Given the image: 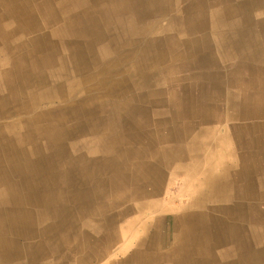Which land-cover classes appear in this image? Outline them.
I'll list each match as a JSON object with an SVG mask.
<instances>
[{
  "label": "crops",
  "instance_id": "0c3cea01",
  "mask_svg": "<svg viewBox=\"0 0 264 264\" xmlns=\"http://www.w3.org/2000/svg\"><path fill=\"white\" fill-rule=\"evenodd\" d=\"M105 2L0 0V264H264V0Z\"/></svg>",
  "mask_w": 264,
  "mask_h": 264
},
{
  "label": "bare ground",
  "instance_id": "6f19581e",
  "mask_svg": "<svg viewBox=\"0 0 264 264\" xmlns=\"http://www.w3.org/2000/svg\"><path fill=\"white\" fill-rule=\"evenodd\" d=\"M63 1V0H62ZM104 1H106L105 3V7H104V12L106 13V15H108V16H111L112 18H114V16H113V12H112V10H111V8H112V6L110 5V2H112V1H114V0H104ZM31 3V2H30ZM52 3V2H51ZM85 3V2H84ZM53 4V3H52ZM89 4V3H88ZM94 4V3H93ZM27 6V5H26ZM81 6V5H80ZM47 7V6H46ZM52 8H53V6H52ZM95 9V8H94ZM4 11H6V10H4ZM13 11H11V13H12ZM30 12V11H29ZM3 13V12H2ZM59 13V12H58ZM73 13V12H72ZM97 13V12H96ZM127 13V12H126ZM54 14V13H53ZM56 14V13H55ZM47 15V14H46ZM54 17V16H53ZM71 17V16H70ZM75 18V17H74ZM86 18V17H85ZM76 19V18H75ZM56 20V19H55ZM60 20V19H59ZM62 20V19H61ZM72 20H74V19H72ZM83 21H84V19H83ZM89 21V20H88ZM105 21V20H104ZM48 22H49V20H48ZM120 22H123L122 23V25L125 23H127L128 21L127 20H125V19H122V21H120ZM52 23V22H51ZM50 23V24H51ZM63 23V22H62ZM89 23V22H88ZM16 24H19V23H16ZM43 24H44V22H43ZM47 24V23H46ZM45 24V25H46ZM101 24V23H100ZM121 24V23H120ZM124 24V25H125ZM34 25V24H33ZM38 25V24H37ZM30 26H32L31 24H30ZM40 26V25H39ZM62 26V25H61ZM72 26V25H71ZM74 27H75V25H73ZM89 26V25H88ZM121 26V25H120ZM34 27H35V25H34ZM38 27V26H37ZM42 27V26H41ZM100 27V25H99V22L97 21V19H96V21L94 20L93 22H92V30H96V29H98ZM18 28V27H17ZM33 28V27H32ZM43 28V27H42ZM85 29L87 28L88 29V27H84ZM196 28H198V22H197V27ZM39 29V28H38ZM83 29V28H82ZM42 30V29H41ZM44 30H46V29H44ZM49 30V29H48ZM43 31V30H42ZM41 31V32H42ZM51 31V30H50ZM91 31V30H90ZM44 32V31H43ZM122 32V31H121ZM51 34V33H50ZM99 34V33H98ZM104 34V33H103ZM118 34V33H117ZM28 35V34H27ZM35 35V34H34ZM90 35V34H89ZM100 35V34H99ZM105 35V34H104ZM108 35V34H107ZM129 35V37H130V33L128 34ZM101 36V35H100ZM54 37V36H53ZM86 37H87V34H86ZM85 37V38H86ZM7 38V37H6ZM25 38V37H24ZM60 38H62V37H60ZM90 39H88L89 40V42L87 43V45L86 46H84L85 48V50H89L91 47H93V46H98V44L99 43H97L96 42V38H94V37H89ZM95 39V40H94ZM48 40V39H47ZM60 40V39H59ZM9 41V40H8ZM122 41V40H121ZM128 43H126V44H124V45H119L118 43H115V42H112V44L110 45V46H114L115 47V49L116 50H118V52H119V49L121 48V49H128V51L129 52H131V49H132V45H133V43L130 41V38L128 39ZM103 42H104V40H103ZM156 42H157V40H156ZM14 43V42H13ZM16 43V42H15ZM12 44V43H11ZM50 44H51V42H50ZM100 45V44H99ZM103 45V44H102ZM107 45V44H106ZM45 46V45H44ZM31 47V46H30ZM34 47V46H33ZM36 47V46H35ZM113 47V48H114ZM12 48V47H11ZM24 49V48H23ZM67 49V48H66ZM69 49V48H68ZM70 49H71V47H70ZM104 49V48H103ZM5 50V49H4ZM37 50V49H36ZM94 50H96V49H94ZM50 51V50H49ZM54 51V50H53ZM59 51V50H58ZM71 51H72V49H71ZM70 51V52H71ZM111 51V50H110ZM110 51L108 52V53H110ZM69 52V51H68ZM105 52V51H104ZM107 52V51H106ZM21 53H23V52H21ZM43 53V52H42ZM81 53V52H80ZM87 53V52H86ZM91 53H92V51H91ZM97 54V53H96ZM102 54V53H101ZM125 54V53H124ZM129 54V53H128ZM24 55V54H23ZM50 55H52V54H50ZM56 55V54H55ZM65 55V54H64ZM85 55V54H84ZM111 55V54H110ZM160 55H162V54H160ZM10 56H11V58L8 56V55H5V59H1L0 58V64H2V63H4V62H8L9 60L10 61H14V60H16V59H13L12 58V55L10 54ZM75 56V55H74ZM82 56V55H81ZM86 56V55H85ZM125 56V55H124ZM124 56H120L119 58L117 57V59L115 60L116 62H118V65H119V63H123L124 61H126V60H129L130 58V56L129 57H127V58H125ZM24 57H26V56H24ZM36 57V55L35 56H33V57H31L30 59H29V61H26V62H28V66H29V68H32V70L33 69H36V68H38V66L40 65V63L38 62V60L35 58ZM41 57V56H40ZM68 57V56H67ZM100 57H101V55H100ZM162 57V56H161ZM57 58V57H56ZM72 58V57H71ZM85 58V57H84ZM88 58V57H87ZM101 59H102V57H101ZM46 60V59H45ZM64 60V59H63ZM17 61V60H16ZM22 61H24V60H22ZM56 61V60H55ZM58 62V61H57ZM61 62V61H60ZM107 62V61H106ZM63 63V62H62ZM65 63V62H64ZM98 63H99V61H97V60H94V70L96 71V74H98L99 76H100V72L101 71H99V66H98ZM69 64V63H68ZM116 64V63H115ZM17 64H14V66H16ZM47 65H49V64H47ZM55 65V64H54ZM83 65V64H82ZM104 65V64H103ZM114 65V64H113ZM18 66V65H17ZM21 66V65H20ZM58 67H59V65H58ZM73 67V66H72ZM77 67V66H76ZM60 68V67H59ZM86 68H88V66L86 67ZM115 68V67H114ZM45 69V68H44ZM71 69V68H70ZM23 70V69H22ZM61 71V70H60ZM85 71V69L83 68L82 69V72H84ZM36 72V71H35ZM80 72V71H79ZM78 72V73H79ZM77 73V74H78ZM95 73V72H94ZM128 73V72H127ZM18 74V73H17ZM1 75V74H0ZM47 75V74H46ZM64 75V74H63ZM75 75V74H74ZM103 75V74H102ZM125 75H126V73H125ZM67 76V75H66ZM78 76V77H77ZM80 77V75H75L74 76V78H76L75 79V81H74V84H65L66 82H60V77L58 78V81L60 82V84H59V87H60V89L58 90L59 91V94H63L64 96L68 93V92H70V90L71 89H75L77 86V88H83V81L81 80V78H79ZM105 77V76H104ZM1 78V77H0ZM24 78V77H23ZM46 78V77H45ZM64 78V77H63ZM98 78V77H97ZM72 79V78H71ZM94 78H90L89 80H93ZM87 80V79H86ZM103 80V79H102ZM47 81V80H46ZM96 81V80H95ZM5 82V81H4ZM12 83V82H11ZM9 85V84H8ZM23 85V84H22ZM39 85V84H38ZM70 87H69V86ZM119 85V84H118ZM16 88V87H15ZM51 89V88H50ZM64 90V91H63ZM47 91H43V89H41V91H40V93H46ZM57 92V91H56ZM25 96L28 98V100H30L31 101V98H29V97H31V96H33L32 95V93L30 94L29 93V87L28 86H26V90H25ZM47 93H51V91L49 92H47ZM58 93V92H57ZM37 94V93H36ZM55 94V93H54ZM89 94H91V93H89ZM37 95H40V94H37ZM42 97H44V96H42V95H40V96H37V100H38V102L39 103H44V99L42 98ZM63 98H65V97H63ZM58 99V98H57ZM4 102V100H2V103ZM33 102V101H32ZM5 104V103H4ZM243 109H245V110H247L248 109V107H247V105H245L244 107H243ZM58 110V109H57ZM109 110V109H108ZM10 111V110H9ZM48 114L50 115V116H52L51 115V112H49L48 111ZM56 118V121H57V125H60V126H62V125H64L65 126V124L63 123V120L59 117V118H57V117H55ZM103 121V120H102ZM79 122V121H78ZM104 122V121H103ZM1 125V124H0ZM17 125V124H16ZM45 128L47 127V126H44ZM80 127V126H79ZM51 128H54V125H52L51 126ZM54 133H62V134H67L68 135V137H67V139L69 138V134H68V130H57V128L55 127V130L53 131ZM81 134V133H80ZM66 137V136H65ZM77 141V140H76ZM71 142V141H70ZM71 146H69V148H70ZM235 148V147H234ZM71 152V151H70ZM46 158V157H45ZM60 160V159H59ZM82 161H83V158H82ZM73 163V162H72ZM63 164H64V162H63ZM81 164H83V163H81ZM52 165V164H51ZM69 165H70V163H69ZM74 165V164H73ZM25 166V165H24ZM54 166H56V165H54ZM65 167V166H64ZM83 168V167H82ZM51 169V168H50ZM54 169V168H53ZM52 169V170H53ZM146 169V168H145ZM26 170V169H25ZM68 170V169H67ZM147 170V169H146ZM66 171V170H65ZM43 172V171H42ZM47 172V171H46ZM67 172V171H66ZM76 173V172H75ZM88 173V172H87ZM39 174V173H38ZM23 175V174H22ZM33 175V174H32ZM83 175V174H82ZM31 176V175H30ZM29 176V177H30ZM54 176V175H53ZM67 176H68V174H67ZM47 177H48V175H47ZM51 177V176H50ZM79 177V176H78ZM154 177V176H153ZM56 178V177H55ZM82 178V177H81ZM184 179V178H183ZM190 179V178H189ZM65 180V179H64ZM74 180V179H73ZM156 180V179H155ZM210 181H211V179H210ZM210 181H209V183H210ZM61 182H64V181H61ZM191 182V181H190ZM198 182V181H197ZM170 183V182H169ZM183 183V185L181 186L182 188L180 189L181 190V193L183 194L182 196H184V197H186V203H184V204H182V203H180L179 202V200H178V198L177 197H171V195H169L167 198H169V200L170 201H172V202H176L179 206L181 205V206H190V208H195V207H198V197H197V195H195V198H191V196L189 197V190H190V185H186V180L184 181V182H182ZM195 183V182H194ZM51 184V183H50ZM64 184V183H63ZM71 184V183H70ZM192 184V183H191ZM54 185V184H53ZM65 185V184H64ZM72 185V184H71ZM97 185H98V183H97ZM60 186V185H59ZM99 186V185H98ZM154 186H155V191H158V190H164V189H166V185L165 186H161L160 184H158L157 182L154 184ZM174 186V185H173ZM177 186V185H176ZM183 186H185V187H183ZM34 187V186H33ZM51 187H52V185H51ZM13 188V190H15V192H17V191H19L20 190V187H19V184L17 183V186H16V183H14V184H12V186L11 187H7L5 190H10V189H12ZM3 189V188H2ZM35 189V188H34ZM48 189V188H47ZM97 189H98V187H97ZM39 190V189H38ZM54 190V189H53ZM57 190V189H56ZM68 190V189H67ZM169 190V189H168ZM72 191V190H71ZM167 191V190H166ZM83 192H85V191H83ZM28 193V192H27ZM198 193V192H197ZM165 194V193H164ZM83 195V194H82ZM174 195V194H173ZM37 196V195H36ZM41 196H42V194H41ZM43 197V196H42ZM183 197V198H184ZM31 198V197H30ZM58 198V197H57ZM98 198V197H97ZM96 198V199H97ZM182 198V199H183ZM193 200H191V199ZM34 200V199H33ZM37 200V199H36ZM73 200V199H72ZM59 201H60V198H59ZM64 201V200H63ZM58 202V201H57ZM166 202H168V201H166ZM62 203V202H61ZM205 203V202H204ZM57 204V203H56ZM203 205V204H202ZM173 206V205H172ZM176 207V206H175ZM163 208V207H162ZM183 208V207H182ZM189 208V209H190ZM197 209V208H196ZM180 210V209H179ZM189 212V211H188ZM47 213H48V211H47ZM150 213V212H149ZM178 213V212H177ZM176 213V214H177ZM183 213V212H182ZM17 214V213H16ZM184 216V218H182L181 219V217H183ZM207 216V215H206ZM22 217V216H21ZM19 218V217H18ZM63 218V217H62ZM215 218V217H214ZM219 218V217H218ZM64 219V218H63ZM66 219V218H65ZM13 220V219H12ZM11 220V221H12ZM24 220V219H23ZM220 220V219H219ZM223 220V219H222ZM40 221V220H39ZM172 221H173V223H172V227H174V228H179V227H182V225H183V223H185L186 222V217H185V215H180L177 219H172ZM213 221V220H212ZM14 222H16V221H14ZM36 222V221H35ZM217 222V221H216ZM8 223V222H7ZM214 223V222H213ZM37 225V224H36ZM163 225V224H162ZM33 226V225H32ZM61 227V226H60ZM156 228V227H155ZM55 229V228H54ZM154 229V228H153ZM183 229V228H182ZM182 229H181V231H182ZM162 230H163V227H162ZM51 231V230H50ZM184 234V233H183ZM189 235V234H188ZM29 236V235H28ZM165 236V235H164ZM182 236H184V235H182ZM195 236V235H194ZM187 237V236H186ZM39 238V237H38ZM180 238V237H179ZM189 241L187 240V243H188ZM198 245V244H197ZM180 246V245H179ZM204 252V251H203ZM121 253H122V251H121ZM180 254H183V251H180L179 252ZM139 254V253H138ZM151 254V253H150ZM186 257V256H185ZM163 259V258H162ZM175 260V259H174ZM173 262V261H172ZM174 263V262H173ZM176 264V263H175Z\"/></svg>",
  "mask_w": 264,
  "mask_h": 264
},
{
  "label": "rangeland",
  "instance_id": "374dc122",
  "mask_svg": "<svg viewBox=\"0 0 264 264\" xmlns=\"http://www.w3.org/2000/svg\"><path fill=\"white\" fill-rule=\"evenodd\" d=\"M178 180H179L180 183H182V180L183 179L180 178ZM183 187H185V186H183ZM167 194L168 195H171V197H177L178 200H179V202L182 203V204L186 203L185 202L186 201V197L182 196L183 194L181 192L177 191V190H171V189H169L168 192H167ZM174 215L175 214H173V213L166 212V213H163V214H159V217L161 216L160 217L161 222L163 223L164 226H166V225H169V221H170V219H172V217ZM147 216L149 218H153L154 217V214H153V212H151L150 214L148 213ZM126 222H128V221H126ZM126 224L127 223L123 224V227L125 226V228H126ZM140 227L141 226H139V228ZM166 229H167V226H166ZM122 234L125 235V232H123ZM136 234H137V236H139V239L138 240H141L144 237V233H143V230L141 228L138 229V231H137ZM136 237L134 238V240H131V239L130 240H125V238H124L122 243H120V244L116 245L114 248H112V250H114L116 247H118V249L120 248V250L121 249L124 250L123 251V254H120V255L114 257L115 260H120V259L126 258L128 256V253H130L135 248V244L137 242Z\"/></svg>",
  "mask_w": 264,
  "mask_h": 264
}]
</instances>
